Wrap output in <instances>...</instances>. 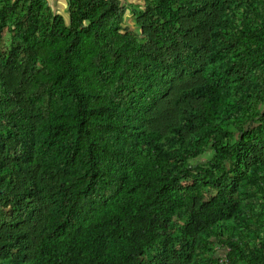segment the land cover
<instances>
[{
    "label": "trees",
    "instance_id": "obj_1",
    "mask_svg": "<svg viewBox=\"0 0 264 264\" xmlns=\"http://www.w3.org/2000/svg\"><path fill=\"white\" fill-rule=\"evenodd\" d=\"M67 5L0 0V264H264V0Z\"/></svg>",
    "mask_w": 264,
    "mask_h": 264
},
{
    "label": "rangeland",
    "instance_id": "obj_2",
    "mask_svg": "<svg viewBox=\"0 0 264 264\" xmlns=\"http://www.w3.org/2000/svg\"><path fill=\"white\" fill-rule=\"evenodd\" d=\"M122 1L125 5H134V6H136V4L138 5L139 3H142V0H122ZM47 2L49 6L54 10V12H58V14L63 15L67 19L69 18V14L67 13V9H68L67 0H58V1L47 0ZM130 15L131 14L127 15L126 24L131 27L132 31H136L137 29ZM206 161H207V157H203L198 162L203 163ZM220 254L221 256H224L225 251L221 250Z\"/></svg>",
    "mask_w": 264,
    "mask_h": 264
},
{
    "label": "crops",
    "instance_id": "obj_3",
    "mask_svg": "<svg viewBox=\"0 0 264 264\" xmlns=\"http://www.w3.org/2000/svg\"><path fill=\"white\" fill-rule=\"evenodd\" d=\"M54 1H58V0H54ZM58 13V12H57Z\"/></svg>",
    "mask_w": 264,
    "mask_h": 264
},
{
    "label": "water",
    "instance_id": "obj_4",
    "mask_svg": "<svg viewBox=\"0 0 264 264\" xmlns=\"http://www.w3.org/2000/svg\"><path fill=\"white\" fill-rule=\"evenodd\" d=\"M66 20H68V19L66 18Z\"/></svg>",
    "mask_w": 264,
    "mask_h": 264
}]
</instances>
